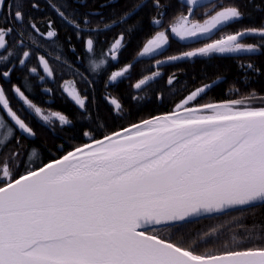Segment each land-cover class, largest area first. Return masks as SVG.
<instances>
[{
	"label": "snow or ice",
	"instance_id": "1",
	"mask_svg": "<svg viewBox=\"0 0 264 264\" xmlns=\"http://www.w3.org/2000/svg\"><path fill=\"white\" fill-rule=\"evenodd\" d=\"M15 3L12 11L0 0L7 24L0 26V78L9 79L16 67H21L27 70L23 77L27 82L30 75L37 73V67H28L31 48L39 46L40 39L54 43L58 33L51 22L44 34L39 33L32 18L25 25L21 0ZM144 3L147 0H141L113 24L125 22ZM51 6L76 30L77 39L83 31L95 33L112 27L105 24L103 29L89 28L88 16L82 21L75 20L74 14L66 13L62 5ZM153 7L156 13L151 22L163 28L164 5L153 0ZM183 7L187 13L182 11L174 17L176 23L170 25L171 34L181 41L202 36L211 42L180 55H170L166 60L157 59L158 66L212 54L255 53L259 51L256 44L241 42L249 35L258 36L264 46V26L212 39L241 18L237 6H224V0H182ZM33 8H37L35 3ZM197 8L205 9L202 21L195 18ZM9 17L18 27L7 23ZM135 27L130 25L125 31L131 33ZM14 31L16 36L9 41ZM122 39L123 36L111 44L110 60L92 61L93 72L102 69L106 62H118ZM169 43L170 37L164 30L156 31L143 44L139 56L163 54ZM71 50L75 51L74 46ZM93 52L94 39L88 38L86 53ZM104 55L102 49L99 56ZM56 59L61 60V55ZM38 63L45 74L39 80L45 76L52 78L53 71L45 56H38ZM132 66L130 61L123 69L112 71L108 83L126 78ZM240 67L245 74L258 71L252 63ZM159 76V72H153L134 87L140 89L146 81ZM167 83L174 85L175 76ZM214 83L196 88L173 111L122 131L97 139L93 131L85 130L82 134L88 143L48 163L26 167L18 176L16 171L24 164V157L31 160L37 150L29 149L28 153L10 150L9 154L5 149L14 137V129L26 137L34 138V132L12 109L6 91L0 86L3 113L0 130L6 129L0 134V153L4 154L0 158V264H264V233L253 230L259 225L247 227L237 223L232 229L243 230L242 239L258 242V246L217 254L198 253L193 247L196 240L183 246L161 235V231L171 232L173 226L233 209L240 210V215L233 217L238 221L250 208L264 205V97L251 95L196 106L190 103L206 94ZM32 87L26 83L22 89L13 84V92L37 118L48 124L51 116L62 127L72 123L59 112L43 114L42 108L26 95ZM61 87L87 113V97H82L78 90ZM43 91L47 93L49 89ZM109 103L117 110L121 108L116 99ZM5 115L12 125L4 120ZM90 119L91 114L83 117L85 121ZM103 127L99 121L96 130ZM16 142L19 144L18 139ZM217 234L218 228H213L199 239ZM232 239L237 242L235 236Z\"/></svg>",
	"mask_w": 264,
	"mask_h": 264
},
{
	"label": "trees",
	"instance_id": "2",
	"mask_svg": "<svg viewBox=\"0 0 264 264\" xmlns=\"http://www.w3.org/2000/svg\"><path fill=\"white\" fill-rule=\"evenodd\" d=\"M160 2L164 5L165 12L163 28L151 22L156 13L153 0H147V3L126 17L125 22L115 24L113 21H119L123 14L140 4L141 0H51V5H62L66 13L74 14L73 19L75 20L82 21L83 17L88 16L89 28L103 29L105 24L112 25L110 30L95 33L83 31L80 39H77L76 30L58 15L49 0H21L20 7L24 14L25 25H28L29 18H32L39 33L44 34L49 30L48 24L51 22L52 28L57 31L58 35L54 43L40 39L39 46L31 48L28 67H37V73L30 75L29 81H23L27 70L21 67H16L9 79L0 78V86L6 91L12 109L17 111L34 132V138L26 137L21 131L14 129V137L5 152L10 154L11 150L28 153L29 149L37 150L36 156L31 160L24 157L25 162L16 171V176L23 174L26 167H35L41 162L48 163L51 159L59 158L74 147L88 143V138L82 134L85 130L93 131L94 137L100 139L103 135L120 131L132 124L167 114L173 111L175 105L186 99L192 91L206 83L215 81L206 94L199 96L195 102H190L193 106L229 99H242L251 95L264 97V46L260 38L255 35H249L241 40L245 44H256L259 51L255 53L212 54L209 57L198 56L174 63L156 65L157 59L166 60L170 55H180L211 42L202 36L184 41L174 37L170 32V25L174 23V17L182 11L187 13V8H182L180 0H160ZM34 3L37 8H33ZM4 4L8 10H15V0H4ZM224 6H237L242 16L228 25L223 32L212 36V39H218L224 33L234 34L236 31L264 26V0H224ZM4 11V8H0V26L6 27ZM204 11L203 8H197L195 18L202 21ZM7 23L18 27L10 17ZM130 25H137V27L128 33L125 30ZM159 30H164L170 37L166 50L163 54L157 52L153 56L140 57L139 53L142 51L143 44ZM15 36L14 31L8 38L9 41ZM122 36V50L117 52L118 62H106L102 69L93 72L92 61L99 63L100 58L110 60V46L115 39ZM88 38L94 39V52L91 54L86 53ZM57 44L61 47L57 48ZM72 46L75 51L71 50ZM102 49L105 51L104 57L99 56ZM41 55L45 56L49 62L53 71L52 78L45 76L44 80H39L40 76L45 75L38 63V56ZM57 55H61V60L56 59ZM130 61L134 65L131 67L130 74L126 78H119L115 84L108 83L110 73L123 69ZM248 63H252L258 71H248L245 74L240 66ZM8 66L4 65V68ZM153 72H159L160 76L146 81L140 89L134 87L144 76L151 77ZM171 76H175V84L172 86L167 83ZM66 81H73L75 89L82 97H87V113L81 111L63 93L61 86ZM26 83L33 86L30 92H26L31 101L40 106L44 112H59L66 115L72 123L62 127L56 118L48 124L38 119L13 92V84L25 89ZM45 88L49 89L47 93L43 91ZM234 88L239 91H232ZM111 99H116L121 104L119 110L109 103ZM256 103L258 106V101ZM2 114L0 110V115ZM86 114H91V119L88 121L83 120ZM97 115L104 125L98 131L96 130L99 125ZM4 120L8 122V125H12L6 115ZM17 139L19 144L16 142ZM3 156L4 154L0 153V158ZM238 215H240L239 209L176 225L173 226L171 232L161 231V235L165 239L170 238L173 242L182 243L183 246L196 240L193 247L200 254L207 252L217 254L224 250L258 246V242L242 239L243 230L237 228L232 231V229L237 223L247 227L259 225L258 229L253 228L254 232L264 233V205L250 208L243 214L242 219L234 221L233 217ZM221 225L223 227H220ZM213 228H218L216 237L199 239L203 233L210 232ZM233 236L236 237L237 242L235 243Z\"/></svg>",
	"mask_w": 264,
	"mask_h": 264
},
{
	"label": "rangeland",
	"instance_id": "3",
	"mask_svg": "<svg viewBox=\"0 0 264 264\" xmlns=\"http://www.w3.org/2000/svg\"><path fill=\"white\" fill-rule=\"evenodd\" d=\"M174 23H176V21H174ZM174 23H173V24H174ZM62 85H63L64 88H68L69 90H76L73 81H66V82H64ZM177 110L180 111L181 109H177ZM31 112H32V111H31ZM32 113H33V112H32ZM50 113H51V112H44V111H43V114H45V115H50ZM33 114H34V113H33ZM34 115H35V114H34ZM38 119H39V118H38ZM54 119H55V118H53V117L50 116V122H51L52 120H54ZM54 122H55V121H54ZM3 131H6V130H0V134H2Z\"/></svg>",
	"mask_w": 264,
	"mask_h": 264
},
{
	"label": "water",
	"instance_id": "4",
	"mask_svg": "<svg viewBox=\"0 0 264 264\" xmlns=\"http://www.w3.org/2000/svg\"><path fill=\"white\" fill-rule=\"evenodd\" d=\"M180 1L182 2V0H180ZM127 128H129V127H127ZM122 130H123V129H122ZM122 130H120V131H122ZM81 146H82V145H81ZM234 210H238V209L229 210L228 212H230V211H234ZM226 213H227V212H226ZM220 214H224V213H219V214H215V215H220ZM215 215H213V216H215ZM207 217H211V216L200 217V218L194 219V220H192V221L200 220V219L207 218ZM192 221H189V222H192ZM186 223H188V222H186Z\"/></svg>",
	"mask_w": 264,
	"mask_h": 264
}]
</instances>
